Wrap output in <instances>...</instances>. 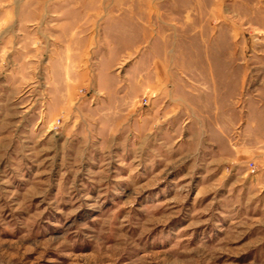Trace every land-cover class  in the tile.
<instances>
[{
  "label": "rangeland",
  "instance_id": "1",
  "mask_svg": "<svg viewBox=\"0 0 264 264\" xmlns=\"http://www.w3.org/2000/svg\"><path fill=\"white\" fill-rule=\"evenodd\" d=\"M0 264H264V0H0Z\"/></svg>",
  "mask_w": 264,
  "mask_h": 264
}]
</instances>
